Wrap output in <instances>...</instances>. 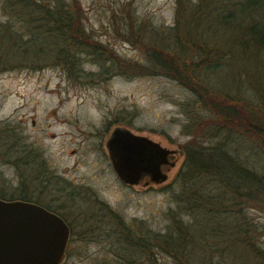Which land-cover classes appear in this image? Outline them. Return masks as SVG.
Returning <instances> with one entry per match:
<instances>
[{"label":"trees","instance_id":"1","mask_svg":"<svg viewBox=\"0 0 264 264\" xmlns=\"http://www.w3.org/2000/svg\"><path fill=\"white\" fill-rule=\"evenodd\" d=\"M174 13L170 41L159 35L152 37L154 42L145 41L132 22L122 32L143 50V61L122 58L93 36L79 0H6V18L0 19V72L58 66L70 80L105 77L115 71L164 74L191 92L181 102L187 115L181 128L188 135L182 144L184 160L165 185L175 202L167 210L166 230L152 231L144 220L127 221L100 203L102 214H109L114 223L107 234L123 250L117 264H154L161 252L180 264H193L191 252L200 247L206 233L216 238L233 235L254 248L253 235L260 234L245 212L248 206L264 211V172L250 164L252 157L264 152V0H175ZM83 54L92 57L97 70L84 68ZM252 66L258 82L245 84L252 94L228 90L241 88ZM223 73L226 77L220 82ZM11 146L20 151L14 155L17 161L35 156L22 144L18 130L5 128L0 131V150L8 153ZM177 155L169 153V161ZM25 189L16 198L31 200ZM0 197L15 198L2 193ZM45 207L66 219L53 206ZM226 213L232 216L230 222L224 221ZM67 221L74 236L77 224ZM258 252L264 254L261 248Z\"/></svg>","mask_w":264,"mask_h":264},{"label":"rangeland","instance_id":"2","mask_svg":"<svg viewBox=\"0 0 264 264\" xmlns=\"http://www.w3.org/2000/svg\"><path fill=\"white\" fill-rule=\"evenodd\" d=\"M79 2L87 30L122 58L130 61L146 58L137 43L123 37L122 32L130 22L140 29L145 41L154 42L152 37L156 35L171 40L168 33L174 24L175 0ZM5 4L6 0H0V19L6 18ZM82 56L85 69H98L91 56ZM255 71L253 67L241 88L228 90L239 94L242 91L241 95L249 97L252 91L245 84L257 81L253 76ZM103 77L70 80L58 66L0 72V131L18 130L22 144L35 155L17 161L14 155L20 151H13L12 146L8 153L0 150V193L16 198L26 188V193L38 201L48 203L55 198L50 206L66 215V220L74 221L78 231L70 235L63 264L120 262L123 250L115 237L107 234L114 223L109 214H102L101 201L127 221L144 220L150 230L163 232L169 223L167 210L175 205L165 185L184 160L182 144L188 135L181 128L187 115L181 102L187 101L191 92L164 74L123 75L115 71ZM225 77L223 73L219 81ZM117 125L146 135L163 147L182 149L173 159L175 163L168 169L164 181L125 183L120 180L105 147L108 135ZM250 164L264 172V152L252 157ZM245 215L260 231L259 235H253L256 248L243 239L237 241L233 235L216 238L206 233L200 238V247L191 252L190 262L264 264V254L258 252V248L264 250V211L248 206ZM223 217H226L224 221L232 220L228 213ZM87 226H93L91 232L83 233ZM250 234L254 233L250 231ZM154 264L180 263L161 252Z\"/></svg>","mask_w":264,"mask_h":264},{"label":"water","instance_id":"3","mask_svg":"<svg viewBox=\"0 0 264 264\" xmlns=\"http://www.w3.org/2000/svg\"><path fill=\"white\" fill-rule=\"evenodd\" d=\"M105 145L116 174L129 183H137L145 172L156 183L164 181L176 160L169 161L168 154L182 153L122 125L111 130ZM69 238L70 227L57 212L34 201L0 197V264H63Z\"/></svg>","mask_w":264,"mask_h":264},{"label":"flooded vegetation","instance_id":"4","mask_svg":"<svg viewBox=\"0 0 264 264\" xmlns=\"http://www.w3.org/2000/svg\"><path fill=\"white\" fill-rule=\"evenodd\" d=\"M109 136V135H108ZM106 142V141H105ZM105 147H106V145H105ZM106 149H107V147H106ZM142 149H143V151H146V150H148V147H142ZM113 150H116V151H118L119 149H116L115 147H113ZM120 151V150H119ZM107 153H108V149H107ZM126 153V152H125ZM128 154L129 155H131L132 157H135L136 155H135V153H134V151H129L128 152ZM108 157H109V155H108ZM110 160V159H109ZM110 163H111V161H110ZM122 163V162H121ZM111 166H112V163H111ZM113 168V167H112ZM113 170H114V168H113ZM115 171V170H114ZM116 173V172H115ZM118 176V175H117ZM119 177V176H118ZM46 179L47 178H43V180H45L46 181ZM121 180V179H120ZM123 181V180H122ZM124 182V181H123ZM138 182H145V183H147V182H149V183H152V182H154L153 181V177H152V174L151 173H148V172H145V173H143L142 175H141V177L139 178V181ZM125 183H129V182H125ZM41 191V190H40ZM29 192V191H28ZM29 198L31 199L30 201H34V202H36L37 201V199H35V198H33V197H31L30 195H29ZM41 201V200H40ZM40 201H37V203H39V204H41V205H43V206H47V205H52L53 204V202L54 201H56L55 200V198L53 199H50V202H48V203H46V202H40ZM65 221L67 222V224H68V221L65 219ZM69 225V224H68ZM70 227V226H69ZM68 244H69V242H68ZM67 247H68V245H67Z\"/></svg>","mask_w":264,"mask_h":264}]
</instances>
